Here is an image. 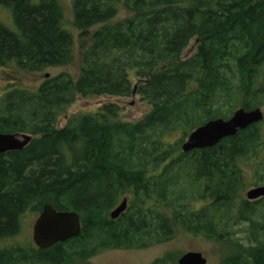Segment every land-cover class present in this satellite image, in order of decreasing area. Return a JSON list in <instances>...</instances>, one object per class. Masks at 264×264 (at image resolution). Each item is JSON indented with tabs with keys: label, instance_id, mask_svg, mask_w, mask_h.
<instances>
[{
	"label": "trees",
	"instance_id": "1",
	"mask_svg": "<svg viewBox=\"0 0 264 264\" xmlns=\"http://www.w3.org/2000/svg\"><path fill=\"white\" fill-rule=\"evenodd\" d=\"M38 1L39 5H31L28 0H0V4H11L9 8L19 29L13 31L0 23V67L13 62L25 69L41 70L46 65L70 62L71 39L63 26L62 9H58L55 0ZM100 1H76L74 18L78 29L87 33L88 20L99 12ZM162 2L167 8L159 11L133 10L128 3L124 4L133 16L107 23L115 29L106 28L93 35L76 80L62 73L31 90L30 96L35 100L33 110L28 112V125L21 117L25 110L16 100L7 102V108L2 109L0 120L13 125L8 132H28L33 140L24 151L0 154V234L15 231L17 216L30 197L36 198L39 212L46 203L58 210L71 211L61 203L62 199L84 209L78 211L80 234L46 249L32 247L31 256L21 264L40 261L64 264L74 260L83 263L106 250L162 244L178 233L231 245L235 252L221 264H264V197L252 201L244 196L249 172L254 185L264 183V120L213 147L189 152H183L182 144L196 127L192 130L177 127L173 134L177 131L178 139L169 141L165 137L159 148L142 149L137 167L131 170L125 163L112 160L113 146L120 134L128 130L127 123L110 120L115 113L106 115L105 121L95 116V112L79 116L74 125L69 122L60 130L50 126V121L60 117L76 96L115 91L120 89L124 77L131 73L137 77L140 57L158 59L162 55L164 60L168 51L179 54L186 48L200 28L219 23L217 30L226 32L231 25L248 17L258 22L247 32L240 27L237 33L238 53L244 51L245 62L237 84L236 106L248 110L250 100L264 94V65L256 67L264 62V17L256 15L253 7L242 5L240 11L232 12L224 11L220 2L212 5L201 4L202 0ZM263 3H255L262 15ZM167 66L170 67L167 70L176 73L159 70L158 65L147 71L148 75H154L156 92L153 91L163 94H158L163 99L146 122L171 114V109H167L169 98L182 88L186 68L194 71L187 82V92L205 93L226 79L203 48L190 61L180 62L176 58ZM68 95L71 99L66 101ZM139 128L137 124L129 129L140 139ZM58 148L70 160L65 172L63 167L57 168ZM124 198L127 208L112 218L110 213L116 208L113 207ZM113 199L114 204L109 207ZM7 256L0 251V264H6ZM152 264L170 263L166 258H157Z\"/></svg>",
	"mask_w": 264,
	"mask_h": 264
},
{
	"label": "rangeland",
	"instance_id": "2",
	"mask_svg": "<svg viewBox=\"0 0 264 264\" xmlns=\"http://www.w3.org/2000/svg\"><path fill=\"white\" fill-rule=\"evenodd\" d=\"M76 1L77 0H55L58 9L60 11L62 9L64 13L63 26L65 32L71 39L69 45L70 50L68 51L72 54L70 62L64 65H46V67L43 68L44 70L25 69L17 66L13 62L0 67V118L3 115L2 109L5 110V107L7 108V102L13 103V100H16V103L21 104V108L25 110L26 114L22 113L21 117L28 125L30 120L28 112L31 113L30 111L33 110L32 105L35 100L30 96L31 90L37 89L44 80L59 76L62 73L76 80L82 64V58L85 51L90 46L93 35L106 28L115 29V26L106 25L107 23L113 24L118 20L133 16L132 11H130L131 9L128 8V6L125 7L124 4L128 3L133 10L157 9L159 11L167 8V5L162 2L163 0H102L99 3V12L94 18L88 20L90 25L87 26L88 30L87 33H85L75 25L74 13L76 7H78V2L76 3ZM232 1L233 0H202L201 4L204 2L203 4L212 5L220 2L224 11L228 10L232 12L240 11L242 5H244L245 7H253L252 10L255 11L256 15L258 13L259 17H264L260 8L255 5L257 1L263 3L264 0H237L236 3L233 4ZM28 3L31 5L40 4L38 0H28ZM9 5L11 4H0V23L10 30L19 31ZM176 7H173V9L178 8ZM61 17L59 18L61 19ZM107 17H109V19ZM104 19L108 20L104 21ZM256 22L258 21H253L251 17H248L247 20H243L242 23L237 22L231 25L226 32L221 29L220 32L217 30L216 27L217 25L219 26V23H216V25L212 24L207 26L206 29L200 28L190 39L187 47L179 54L174 51H168V55L164 56V60L162 55L158 56V59H151L149 56L144 58L140 57L141 60L139 62H141V64H137L140 72L137 77L134 73L124 77V82L120 86V89H116L115 91L110 90L106 91V93L103 92L91 97L76 96V99L73 101L70 100L68 109L65 112L63 111L60 117L50 121V126L60 130L67 127L70 124L69 122L73 121L74 125L77 122L75 120H77L79 116L94 114L95 112V116H99L102 121H105L104 117L106 115L111 116L115 113L111 116L114 118L110 117L111 119H109L111 121L115 120L127 123L128 127L126 130H128L120 134L119 141L113 146L111 154L112 160L113 162H119L121 164L125 163L127 169L131 170L136 168L139 160V152H141L142 149L145 151L154 150L161 146V141L165 137L169 138V141H174L180 137L177 131L173 134V131L176 130L175 128L184 127L192 130L212 118L228 119L234 114L235 110L241 108L236 106L235 95L238 92L237 84L239 75L244 66L245 53L244 51L238 53L240 37H238L237 33L240 27H242V30L245 32L251 30L257 25ZM199 48H203L204 53L210 57L211 63L217 66L218 70L226 76V79H224L223 82L215 83L205 93L194 90L187 92V82L192 79L194 71L192 72V70L186 68L182 73L184 77L182 88L169 98L170 107L167 109H171V114L168 116L160 115L161 118L156 116L150 122H146L147 117L155 113L158 101L163 99L159 96L161 93L158 92L159 95L155 93L156 88H154V80L152 79L154 75L152 73L148 75L147 71L153 69L155 65H158L159 70L163 71L166 69L167 73H176L172 69L167 70V68H170L167 64L176 58H179L180 62L190 61L195 57ZM92 49L93 47L91 51ZM139 54L142 56V53ZM260 65H264V62H260L256 67ZM134 67L137 66L134 64ZM127 70L131 72L130 68ZM67 87L68 89L70 88L69 85ZM69 99H71V96H66V101H69ZM259 104H261L260 107L264 112V94L252 98L249 102V107L253 109ZM250 108H248V110H250ZM137 124L140 125L138 130L140 139L136 138L129 129ZM12 127V124L5 120H0V133H12L14 131L8 132ZM27 146L17 151H24ZM10 152L15 151H8L0 154H8ZM58 152L60 156L59 158H55L58 163L57 168L61 166L65 172L67 168L70 167L69 157L66 153L62 152L60 148H58ZM248 169L250 170L249 167ZM247 179L248 187L244 191L245 197L247 192L252 188L264 186V183L254 185L255 180L250 172ZM259 199L261 198L256 200ZM61 203L67 206L71 211L78 212L84 210L83 207L76 206L75 202L73 204L72 202L70 203L62 199ZM113 204L114 199L109 204V207H112ZM118 205L119 202L113 209ZM38 208L39 207L36 205V198L30 197L26 207H24L17 216L15 231H7L0 234V251L8 255L6 264H21L26 258L31 256L32 247L38 248L33 241V226L40 214ZM188 251L202 252L207 259V264H221L224 259L235 252V249L226 243L206 240L204 237L178 233L173 240L162 244L142 249L106 250L91 256L83 263L79 260H74L68 263L65 262L64 264H152L157 258H166L170 264H178V259ZM32 264L46 263L40 261L39 263Z\"/></svg>",
	"mask_w": 264,
	"mask_h": 264
},
{
	"label": "water",
	"instance_id": "3",
	"mask_svg": "<svg viewBox=\"0 0 264 264\" xmlns=\"http://www.w3.org/2000/svg\"><path fill=\"white\" fill-rule=\"evenodd\" d=\"M264 120L261 107L246 110L241 107L226 118H213L190 132L182 144L183 152L213 147L222 139L234 136L249 125ZM32 136L20 132L0 133V153L23 149L32 140ZM249 200L264 197V186H257L246 194ZM127 208V198L111 212L117 218ZM82 229L80 215L76 211L58 210L50 203L43 205L42 211L33 226V241L40 249L49 248L80 234ZM178 264H207L202 252L188 251L179 259Z\"/></svg>",
	"mask_w": 264,
	"mask_h": 264
},
{
	"label": "flooded vegetation",
	"instance_id": "4",
	"mask_svg": "<svg viewBox=\"0 0 264 264\" xmlns=\"http://www.w3.org/2000/svg\"><path fill=\"white\" fill-rule=\"evenodd\" d=\"M18 132H19V131H18ZM20 133H24V132H20ZM24 134H28V133H24ZM28 135H31V134H28ZM31 136H32V135H31ZM32 137H33V136H32ZM32 140H33V138H32ZM32 140H31V141H32ZM31 141H30V143H31Z\"/></svg>",
	"mask_w": 264,
	"mask_h": 264
},
{
	"label": "bare ground",
	"instance_id": "5",
	"mask_svg": "<svg viewBox=\"0 0 264 264\" xmlns=\"http://www.w3.org/2000/svg\"><path fill=\"white\" fill-rule=\"evenodd\" d=\"M112 212V211H111ZM110 215H111V213H110Z\"/></svg>",
	"mask_w": 264,
	"mask_h": 264
}]
</instances>
